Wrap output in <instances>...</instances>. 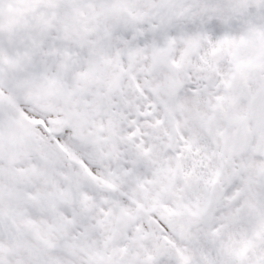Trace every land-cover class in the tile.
Returning a JSON list of instances; mask_svg holds the SVG:
<instances>
[{
  "label": "snow or ice",
  "instance_id": "6c2138e0",
  "mask_svg": "<svg viewBox=\"0 0 264 264\" xmlns=\"http://www.w3.org/2000/svg\"><path fill=\"white\" fill-rule=\"evenodd\" d=\"M0 264H264V0H0Z\"/></svg>",
  "mask_w": 264,
  "mask_h": 264
}]
</instances>
